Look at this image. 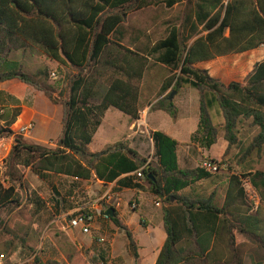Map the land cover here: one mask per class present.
I'll use <instances>...</instances> for the list:
<instances>
[{"label":"trees","instance_id":"1","mask_svg":"<svg viewBox=\"0 0 264 264\" xmlns=\"http://www.w3.org/2000/svg\"><path fill=\"white\" fill-rule=\"evenodd\" d=\"M182 3L194 5L193 12L183 24L172 26L167 36L147 52L124 44V23L130 12L160 4L172 8ZM263 45L264 0H0V83L18 80L44 93L63 110L56 148L31 143L12 129L21 114L18 104L8 116L0 110V139L14 141L0 165V212L27 205L34 215L47 212V202L24 181L22 168L30 169L49 185L57 176L105 184L117 181L115 191L143 190L147 185L162 205L166 233L155 264H264V171L237 174L229 165L230 175L223 178L201 166L181 168L178 148L182 144L159 130L150 134L153 161L122 142L101 152L91 147L109 108L118 109L132 120L140 118L141 84L149 58L155 56L170 75L156 99L148 103L152 111H163L176 119L179 108L170 95L188 86L199 95V123L192 139L195 144L209 150L218 142L219 129L213 117L216 111L224 120L228 148L239 144L241 127L248 125L258 132L242 159L262 151L264 61L257 63L242 82L228 84L197 65L248 53ZM28 50L40 51L76 71L67 98L55 96L47 69L28 72L11 57ZM225 161L223 158L220 165ZM211 178L214 187L209 191L203 183ZM224 180L221 201L220 184ZM245 180L257 192L258 204L250 199ZM73 191H68V197ZM111 209L114 216L110 220L125 231L131 253L138 261L133 231ZM0 224L5 222L0 220ZM4 231L0 235L9 238L2 254H8L12 264L30 258H34V264H57L44 262L27 239L7 225ZM248 243L251 247L247 248ZM247 254L252 263L246 261ZM100 258L106 262L104 249L100 250Z\"/></svg>","mask_w":264,"mask_h":264},{"label":"rangeland","instance_id":"2","mask_svg":"<svg viewBox=\"0 0 264 264\" xmlns=\"http://www.w3.org/2000/svg\"><path fill=\"white\" fill-rule=\"evenodd\" d=\"M194 8V5L188 3L175 5L172 8H167L165 4H160L130 12L124 23L127 32L124 44L135 50L147 52L156 42L167 36L169 29L173 25L180 26L183 24L184 18L187 15H190ZM11 57L22 63L25 70L28 72H33L38 69H47L50 73L49 83L56 89L55 96L61 99L68 97L69 83L76 73L75 70L57 63L37 50L15 52ZM155 59V56L149 58V67L141 84V94L145 103L153 101L156 98L164 80L170 75L169 70L157 63ZM261 61H264V45L257 50L244 54L220 57L201 66L202 68H206L211 76L228 84L230 82H242L254 69V66ZM52 73H55V77H52ZM174 100L179 107L180 118H187L190 121V124L193 123L195 113L194 107L195 104H198L199 102L198 92L195 89L186 86L174 96ZM24 103L30 105L28 96L25 97ZM11 104H13L12 101L8 103V105ZM57 110H59V113L54 116V118L58 125V133H60L61 108ZM213 117L214 123L219 129L218 139L220 140L216 145L209 149L210 152H208V157H201L199 159L200 162L204 160H215L219 163L225 158L226 163L223 164L224 170L217 173V175L223 176V178L230 175L228 169L229 165L237 174L264 171V149L260 152H254L251 156L242 159L245 150L250 146L253 136L257 134L258 129L249 128L248 125L241 127L239 144L232 148H228V142L224 139V120L216 111L213 112ZM40 122L41 121L36 122V127L27 136V140L31 143H33L29 140L31 136L39 137L43 134V128ZM27 123L28 122H17L14 128L17 132H20L21 126ZM162 125L165 126V123L163 122ZM176 126L178 125L176 124ZM190 129L191 125L187 124L182 125L181 127L183 132H188ZM52 135H55V133ZM182 135L184 136L180 139L183 140V137H185L186 134L182 133ZM120 137L121 135H112L111 138L117 141L121 139ZM58 142L59 139L50 141L46 146L49 148H56ZM13 144L14 141L12 142L10 139H0V150L3 151L5 158L8 156ZM93 148L98 149V144H94ZM193 165L197 164L193 163ZM188 167L190 168V166ZM21 171L23 172L24 181L30 185V187L37 190V192H39L48 203V210L45 214L34 215L31 206L27 205L14 211H1L0 220L4 221L5 225L0 224V233L3 234V232H5L4 228L7 225V228L12 229L17 235L26 238L28 244L37 251V255L40 256L44 262L52 261L57 264L153 263L158 247L154 249V253H148L144 249L142 254H139V260L136 261L131 253L129 239L125 231L118 228L111 220H98V228L100 230L97 231L98 229L94 226L91 235H86L81 231L68 228L67 218L72 216L79 208L85 207L93 211H96L97 209L109 210L118 204L119 200H117L116 196H112L110 201L102 199L106 189L105 187L95 189L91 182L84 184L83 182L75 181L74 183V180L72 179L64 176H57L54 179V185L60 195L67 198V192L71 189L72 185H75L76 187L74 195L69 199L67 198L68 202L63 204L60 208H57L54 206L53 200L58 198V196L53 191L52 185L43 183L36 175L31 171H28L26 168H22ZM245 183L250 199L258 204L259 197L257 192L247 180H245ZM203 184L209 188V191H211L214 187V180L212 178L206 179ZM220 185L222 201L225 195V180L224 183ZM111 190L112 192L110 193V196L114 195L113 188ZM121 199L124 211L132 216V218L129 217L128 219L130 220L131 229L133 230L134 235H137L138 231L141 230L140 228L138 229V227L140 220L139 213H141L142 209L133 213L129 209L127 203L128 195L122 194ZM149 207L150 209L152 208V211L159 210L156 209L152 203L149 204ZM8 238L9 237L6 234L0 235V264H12L10 256H8V254L3 256L2 254L4 253L3 250L5 248L4 242ZM99 238H104L105 242H98ZM87 240H89L88 244ZM156 242H158V240H156ZM248 244L247 248L251 247V244ZM101 249L106 251L105 263L100 258ZM246 261L252 263V257L249 254L246 256ZM21 264H34V258H30Z\"/></svg>","mask_w":264,"mask_h":264},{"label":"crops","instance_id":"3","mask_svg":"<svg viewBox=\"0 0 264 264\" xmlns=\"http://www.w3.org/2000/svg\"><path fill=\"white\" fill-rule=\"evenodd\" d=\"M195 38L196 37H194V39ZM209 62L201 63L197 65V67L202 68L201 65H205ZM202 69H206V68H202ZM27 96L29 97L30 105H26L24 103V99ZM10 101H12L13 104L8 105ZM149 102L145 103L143 101V96L141 94V103L143 105V109L140 112V118L138 120H132L128 115L122 113L116 108H113V107L109 108L107 112L105 113L104 117L102 118L100 127L98 128L97 132L94 135V138L91 144V147L94 150V152H101L105 150L107 147L115 143L122 142L128 145L131 149L136 150L142 156L148 158L149 161H153L152 156L154 153V146H153V141H152L150 134L152 131H157V130L163 131L164 130L163 132L177 139L182 144L178 148V159H179L180 167L189 168L188 166H190V168H195L197 166H200L203 161L200 162L199 159L201 157L203 158L208 157V152H210V150L209 151L205 150L201 148L199 144H195L192 141L193 135L198 129L199 105L195 104V107H194L195 113L193 117L194 120H193V123L190 124V121L187 118H180L179 114L176 119H173L169 114L163 111H152L150 106L148 105ZM17 104L21 108V114L18 117L17 122L24 123V122L32 121L35 123V127H36V122L41 121L40 123L42 124L43 134L39 137L31 136L29 138L30 141H32L35 144L46 146L48 142L59 139L61 132L58 133V125L56 123L54 116H56L59 113L58 112L59 110L57 109L61 108L60 124H61V131H62L63 110H62L61 105L53 104L50 101V99L46 97L44 93L39 92L30 86L22 84L18 80H11V81L0 83L1 112L4 115L8 116L13 112ZM17 122L12 126V129L15 130L14 126L17 124ZM163 122L165 123V126L162 125ZM176 124L178 126H176ZM185 124L191 125L190 131L183 132L181 130L182 125H185ZM172 125H174L175 128ZM54 133L55 135H52ZM182 133L186 134L185 137H183V140L180 139L182 136H184L182 135ZM112 135H115V136L121 135L120 137L121 139L116 141L115 139L111 138ZM25 137L28 138L27 136ZM10 140L13 142V138H11ZM219 140L220 139H218V142ZM96 143L98 144V149L93 148V145ZM4 159H5L4 153L2 150H0V165L3 164ZM193 163L197 165H193ZM28 171H31V170L28 169ZM42 182L45 183L44 181ZM79 182H83L84 184L91 182V184L94 186L95 189L105 187L106 189H105L104 195H108V197L106 198L108 201L112 199V196H116L117 200L119 201H118V204L115 205L114 209L117 211L121 219L130 228H131V223L128 218L129 217L132 218V216H130L128 212L124 211V207L121 203L122 194L128 195L127 203L129 205V209L133 213H136L140 209H142L141 213H139L140 220H139V227H138V229L140 228L141 230H139L137 235H134V236L137 240L140 255L142 254L144 249L148 253H154V249L158 247V250L155 253V257L152 263V264H155L158 254L164 244L166 233L164 230L163 211H162L161 203L150 192V190L148 189V186L144 185L143 190L123 188L119 191H115L117 181H114L108 184H105L104 182L100 180H97V181L80 180ZM54 184L55 182L52 184V189L57 195L58 190ZM75 188H76L75 185H72L71 189L69 190L75 191L76 190ZM112 188L114 190V195L110 196V193L112 192L111 190ZM74 191H73L72 196L74 195ZM57 196L58 198L53 200L54 206H56L57 208H60L61 206H63V204H66L68 202V199L72 197V196H69L67 197L68 198L67 199L65 196H62L60 194ZM67 196H68V192H67ZM62 199H65V201L58 206L56 204V201L62 202ZM131 202L137 204V208L135 210L132 209L130 205ZM150 203H152L156 209H159L160 212L159 210L152 211V208L150 209L149 207ZM156 203H159L160 205H156ZM79 209H77L72 216H74ZM142 223L143 224L146 223V224L143 225ZM95 226H96L95 228L98 229L97 231H99L100 229L98 228V222L95 224ZM72 230L80 231L79 229H72ZM156 240H158V242H156ZM88 241L89 240H87V244H88Z\"/></svg>","mask_w":264,"mask_h":264},{"label":"built area","instance_id":"4","mask_svg":"<svg viewBox=\"0 0 264 264\" xmlns=\"http://www.w3.org/2000/svg\"><path fill=\"white\" fill-rule=\"evenodd\" d=\"M52 77H55V73L51 74ZM35 128L34 122L30 121L27 124L21 126L20 134L24 136H28ZM205 171L211 174H217L220 171L224 170V166L220 165L218 162H214L212 160H204L200 165ZM141 173L138 172V177H141ZM108 195H104L102 197L105 200ZM156 205H160L156 203ZM137 204H132V209L136 208ZM110 215L108 210L97 209L93 211L91 209H87L85 207L80 208L74 216H70L68 218V226L71 229H79L83 234L91 235L92 229L94 228L95 224L98 220L109 221ZM98 242L104 243V238H99ZM3 257V256H2Z\"/></svg>","mask_w":264,"mask_h":264},{"label":"water","instance_id":"5","mask_svg":"<svg viewBox=\"0 0 264 264\" xmlns=\"http://www.w3.org/2000/svg\"><path fill=\"white\" fill-rule=\"evenodd\" d=\"M175 94H176V92H173V93L170 95V98L173 99L174 96H175ZM108 213H109V215H110L111 217L114 216V211H113V209L110 208V209L108 210Z\"/></svg>","mask_w":264,"mask_h":264}]
</instances>
